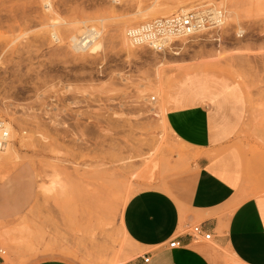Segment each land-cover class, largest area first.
Wrapping results in <instances>:
<instances>
[{
  "label": "rangeland",
  "instance_id": "obj_1",
  "mask_svg": "<svg viewBox=\"0 0 264 264\" xmlns=\"http://www.w3.org/2000/svg\"><path fill=\"white\" fill-rule=\"evenodd\" d=\"M46 1L0 0V120L29 139L0 159V264L133 258L122 223L128 199L147 187L170 189L180 162L189 163L190 149L166 118L187 82L201 85L204 98L195 99L231 124L243 186L264 181V0H188L189 11L221 7L226 20L163 50H129L120 33L162 17L139 19V10L174 0H51L53 10ZM53 11L103 30L93 62L74 60L68 40L49 35ZM154 101L165 118L143 113ZM56 179L54 189H42ZM105 189L112 197L93 201Z\"/></svg>",
  "mask_w": 264,
  "mask_h": 264
},
{
  "label": "crops",
  "instance_id": "obj_2",
  "mask_svg": "<svg viewBox=\"0 0 264 264\" xmlns=\"http://www.w3.org/2000/svg\"><path fill=\"white\" fill-rule=\"evenodd\" d=\"M201 88L187 82L185 98L168 105L167 122L190 149L189 163L180 162L170 189L147 187L128 199L122 223L137 254L122 264H264V181L243 186L241 155L229 147L231 124L197 100ZM196 224L211 239L195 238ZM174 238L179 245L170 247ZM32 264L76 263L55 257Z\"/></svg>",
  "mask_w": 264,
  "mask_h": 264
},
{
  "label": "bare ground",
  "instance_id": "obj_3",
  "mask_svg": "<svg viewBox=\"0 0 264 264\" xmlns=\"http://www.w3.org/2000/svg\"><path fill=\"white\" fill-rule=\"evenodd\" d=\"M187 1L188 0H174L171 4H165V3H161V2L156 1L155 5L152 6L150 9H148V10H139L138 11L139 16L136 17V18H139V19H147V18L159 16V15L160 16H166V15H169V14H172V13H175V12L186 13V12H188L192 8V6L186 5V2ZM46 4H48V6L50 7V9L53 10V5H52L51 0H47L46 1ZM212 10H214V9H212ZM53 12L56 15V17H54V22L51 20L53 22V24H52V28L50 30V34L49 35H51V37L54 40H57L59 42L63 38L64 39H67L68 40V43H69L68 46H69V49L71 50V53H72V56H73V59L74 60L76 59V60H82L83 62H88V61L93 62V56L96 55L98 53V51H100L102 49V47H103V42L99 39L100 36H101V34H102V31L103 30L102 31L99 30L97 28V26H95V25H93L92 27L89 28L87 26V24H86V21H84V20H76V19L74 20L73 19V21L64 22L55 11H53ZM224 15H225L224 16V19H225V17H226L225 12H224ZM227 16H228V14H227ZM133 18H134V16H133ZM131 20L132 19H129V20L127 19L126 22L124 21L125 25H127ZM45 23H46V21H45ZM44 28H46V27L44 26ZM127 30H128L127 28H123L121 30V33H120L121 41H120V43L123 46H126L130 50L131 47L135 48L136 45H134L129 40V38L127 36ZM48 31L49 30L44 31V32H47L48 33ZM239 33H241V31ZM62 36H63V38H62ZM174 40H176V39H174L173 37H171L169 39V42L170 41H174ZM181 40H184L183 41V43H184V42H186L185 40H187V39L186 38H181ZM169 42H168V44H169ZM153 86L154 85L150 84V87H153ZM147 93H148V90L142 91L141 96L144 99V101L147 100V97H148L147 96ZM150 99L156 100V96H152L151 95L150 96ZM73 104H75V103H73ZM165 111H166V109L163 106V103L161 101H158V102L154 101L149 106L143 104V113H147V115L151 116V118L153 117V119L162 118L163 117V114L165 113ZM163 118H165V117H163ZM37 128H39V127H37ZM5 134L7 136L5 137V145H4V148L3 149H0V159H3L4 157H6L9 153L16 152V148H17L18 145H24L29 140L27 136H21V137L18 138L17 135H16V133H15V130H14L13 126L10 123H8V122H5L3 120L2 121L0 120V138L3 137ZM54 173L52 175H50V176L53 177ZM57 175H59V174H57ZM58 181H60V179ZM58 181H57V179L56 180H53V181L51 180V182H50L51 185L45 184V185L42 186V189L44 191H46V192L47 191H50L52 189V187L54 189L55 184H59ZM60 185H63V184H60ZM64 186H62V187H64ZM101 189H102V187H101ZM112 190L113 189H111L110 191L108 190L109 192H107L106 189L103 192L101 190V193H103L104 195L97 196L96 198H95V196H93V201H99V200L101 201L102 198L104 199V198H107V196H111L112 193H113ZM93 194H94V192H93ZM63 195H65V192H64ZM97 195H99V193H97ZM91 201H92V199H91ZM96 203H98V202H96ZM102 203H105L106 204L107 202H104L102 200V202H100V205ZM124 234L129 239V237H128V235H127V233H126L125 230H124ZM117 262H119V261H117ZM120 262L118 264H120Z\"/></svg>",
  "mask_w": 264,
  "mask_h": 264
},
{
  "label": "built area",
  "instance_id": "obj_4",
  "mask_svg": "<svg viewBox=\"0 0 264 264\" xmlns=\"http://www.w3.org/2000/svg\"><path fill=\"white\" fill-rule=\"evenodd\" d=\"M224 12L221 7L203 6L186 13H173L134 25L127 30V36L134 45L163 50L170 42L192 37L200 31L218 29L224 23ZM171 37L176 40L169 42ZM6 136L5 134L0 138V149L4 148ZM191 232L195 238L202 237L205 240L211 239L212 236L204 224L193 225ZM178 245L177 238L169 244L170 247ZM144 260L149 261V257H144Z\"/></svg>",
  "mask_w": 264,
  "mask_h": 264
}]
</instances>
